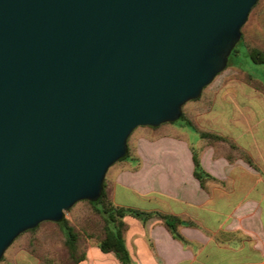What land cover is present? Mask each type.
<instances>
[{
    "label": "water",
    "instance_id": "water-1",
    "mask_svg": "<svg viewBox=\"0 0 264 264\" xmlns=\"http://www.w3.org/2000/svg\"><path fill=\"white\" fill-rule=\"evenodd\" d=\"M258 0H0V260L97 200L139 126L180 118Z\"/></svg>",
    "mask_w": 264,
    "mask_h": 264
},
{
    "label": "crops",
    "instance_id": "crops-1",
    "mask_svg": "<svg viewBox=\"0 0 264 264\" xmlns=\"http://www.w3.org/2000/svg\"><path fill=\"white\" fill-rule=\"evenodd\" d=\"M237 70L224 73L212 84L206 99L185 113L198 134L196 145L170 123L158 132L143 127L145 132L134 143L138 162L115 173L111 182L115 204L184 214L199 226L181 227L189 241L184 244L155 219L143 225L126 215L125 243L131 264H264V191L258 193L257 189L264 187V179L249 178L254 177V170L241 159L229 163L223 156L215 158L213 146L205 145L197 131L226 136L256 160H263L264 116L254 107L264 106V95L246 79L232 77ZM193 148L201 153L203 168L221 181L209 183L208 191L201 189L193 175ZM220 230L240 231L239 245L219 244L215 235ZM0 264H40V260L20 246ZM77 264L122 263L95 244L86 247L85 258Z\"/></svg>",
    "mask_w": 264,
    "mask_h": 264
},
{
    "label": "rangeland",
    "instance_id": "rangeland-1",
    "mask_svg": "<svg viewBox=\"0 0 264 264\" xmlns=\"http://www.w3.org/2000/svg\"><path fill=\"white\" fill-rule=\"evenodd\" d=\"M241 32L243 36L242 40L236 46L237 53L233 54L230 57L229 66L225 68L222 72H220L210 84H208L207 86L203 88L201 95H200L201 97L197 101H188L187 103L184 104L183 110L185 113L190 111L196 105V103L200 102L201 99H206L207 92H209V89L211 88L212 84H214L219 78H221V76L224 73H230L231 72L230 70H233L234 68L238 70H237V74L233 75L232 77L246 79L250 84L260 89L264 95V63L253 62L248 53V50L251 48H258L264 52V0H258L256 4L252 7L248 15V19L241 29ZM249 90L251 89L249 88ZM254 109H258L259 114L261 116L262 115L264 116V106L261 107L258 104L257 107H254ZM170 125L175 128L177 133L185 136L191 143L196 145L197 140H198V134L192 128V125L188 123V120L186 118H179L176 121L171 122ZM144 130L145 129L143 127H137L136 129L132 131V133L129 136V143L132 145V147L138 135L142 134V132H145ZM213 149L215 150L214 147ZM248 156L250 160L252 161V164L247 163L243 159L241 160L246 162L254 170L253 172L254 177L250 176L249 178H263L264 179V164H263L264 158L263 160L262 159L256 160L250 154H248ZM199 157L201 161L200 152H199ZM237 160L238 159H235L232 163H234ZM128 163L134 164L135 161H132L130 158H128L126 159V161H117L109 167L106 173L104 182L106 183L107 187L110 186V190H111V185H112L111 182H112V179L115 173L119 169H123V170L127 169L129 167ZM209 183H221V181L213 177V178L206 179L204 181L203 186L199 182L201 189H203L204 191H208L209 189H211L209 187ZM257 189H258V193H262L264 191V187L262 188L258 187ZM111 192L112 191H110V201L114 205L119 206L115 204V202L113 201ZM145 211H152V210H145ZM157 211L169 213L163 210H157ZM170 214L176 215L182 220L192 221L195 224L194 226H188V227H191V228L199 227L197 223H195V221H193L187 215L174 214V213H170ZM64 216L68 218L71 221V223L75 227H77L79 230L81 228H86L87 230L95 231L97 228V223L101 221V216L99 215L97 210L94 208L93 205H91L86 200H81V201L76 202L69 210L64 212ZM150 219H155L158 225L163 226L160 219L156 217H153ZM123 220L126 223V230L124 232V240H125L127 231L129 229V225L125 221V217L123 218ZM149 220H147L145 223H142V222L141 223L145 225ZM181 227L182 226H178L177 230L185 238V240L188 241V239L181 233ZM144 237L148 245L153 246L152 240L149 238V236L145 235ZM215 238H216V241L221 245L222 244L223 245L232 244L233 246H236V245L238 246L239 241H240V231L236 230V231L228 232L225 230H220L218 233H216ZM95 244H96V239L94 237L83 236L80 238V241H79V246H82L83 249H86V247L88 246H94ZM20 246L30 247L31 250L39 257H46V258L48 257L49 258L48 264H64L63 239H62L61 231L58 225L54 223H42L35 230L25 231L21 233L18 237L14 239V241L6 249L2 258L3 259L9 258L11 254L15 252L17 247H20ZM24 258H27V257H24Z\"/></svg>",
    "mask_w": 264,
    "mask_h": 264
},
{
    "label": "trees",
    "instance_id": "trees-1",
    "mask_svg": "<svg viewBox=\"0 0 264 264\" xmlns=\"http://www.w3.org/2000/svg\"><path fill=\"white\" fill-rule=\"evenodd\" d=\"M241 38L239 42L242 40ZM238 42V43H239ZM236 44V46L238 45ZM236 46L232 50L228 64H230V57L233 54L237 53ZM251 60L255 63H264V52L258 48H251L248 50ZM201 97V96H200ZM198 97L195 100H198ZM184 107V106H183ZM182 108V114L180 118H185V112ZM188 123L193 126L192 122L188 120ZM163 123L159 126H139L148 128L154 132H158L159 128L163 126ZM196 128V127H195ZM136 129V128H135ZM197 129V128H196ZM199 136L204 140L205 145H210L215 148L214 156L225 157L229 163H232L235 159H243L247 163L252 164L248 153L239 147L235 142L228 139L226 136L220 135L211 131L197 130ZM134 145L129 143V137L127 140V151L126 154L119 159L118 161H126L130 158L132 161L138 162V158L134 156ZM192 161H193V175L203 186L204 181L209 178H213L208 172L202 167L199 151L195 148L192 149ZM110 186L107 187L106 183H103V189L100 197L94 201H88L94 208L97 210L101 216V221L97 223V228L95 231L87 230L86 228H81L80 230L75 227L71 221L65 216L58 222L53 221H43L39 223L35 228L26 230L32 231L37 229L42 223H54L58 225L62 239H63V248H64V264H77L85 258V249L82 246H79L80 238L83 236L94 237L96 239V245L102 252H112L115 257L122 264H131V259L129 252L127 250L124 232L126 230V223L123 218L126 215H130L139 219L142 223H145L150 218L156 217L161 220L163 226L169 231L171 236L182 243L186 244L187 241L185 238L178 232V226H194L195 224L192 221L182 220L178 216L164 213L157 210L145 211L136 208L116 206L110 201ZM28 252L33 254L40 260V264H48L49 258L39 257L36 255L30 247L25 246ZM3 258H1L2 260ZM0 260V261H1Z\"/></svg>",
    "mask_w": 264,
    "mask_h": 264
}]
</instances>
